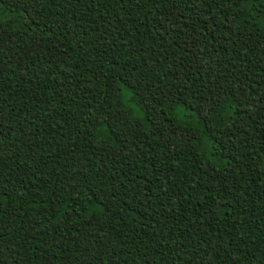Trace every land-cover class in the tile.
<instances>
[{"label": "trees", "instance_id": "trees-1", "mask_svg": "<svg viewBox=\"0 0 264 264\" xmlns=\"http://www.w3.org/2000/svg\"><path fill=\"white\" fill-rule=\"evenodd\" d=\"M0 264H264V0H0Z\"/></svg>", "mask_w": 264, "mask_h": 264}]
</instances>
